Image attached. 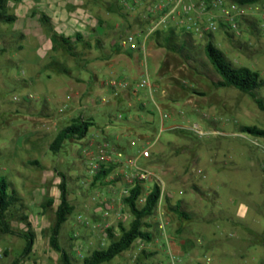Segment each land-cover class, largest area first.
<instances>
[{
  "label": "rangeland",
  "instance_id": "374dc122",
  "mask_svg": "<svg viewBox=\"0 0 264 264\" xmlns=\"http://www.w3.org/2000/svg\"><path fill=\"white\" fill-rule=\"evenodd\" d=\"M118 1L101 0L100 5L102 15L108 8L113 11L110 15L117 29L112 36L117 43L124 35L142 30L147 22L144 6L130 11L126 25L120 14L128 12L120 9ZM14 3L9 0L6 13L11 14ZM13 23L0 22V177L6 178L20 199L8 215L10 227L35 233V250L22 264H61L48 237L62 176L73 210L62 225L59 243L73 264H81L94 249L108 245L106 227L118 222L128 225L132 217L122 201L111 202L109 210L103 203L115 188L108 185H124L119 172L122 167L130 168L114 163L111 180L96 183L89 173L88 156L103 145L118 150L121 161L149 152V157L137 160V166L160 179L155 176L144 182V189L157 182L167 188L166 180L176 185L173 190L183 197L180 211L185 214L173 219L174 226L184 225L182 231L170 232L177 238L171 248L177 264H264V138L240 131L243 126L264 129V110L252 96L234 87L214 85L220 77L203 50L212 39L190 37L192 57L186 62L149 37L144 52L115 70L98 66L97 74L78 63L77 59L84 61L95 50L88 51L82 42L74 49L76 57L57 54L58 61L71 71L58 74L44 66L50 53L43 55L35 37L19 38ZM244 24L254 26L249 19ZM245 31L243 37L219 32L212 43L235 67L256 71L264 80V33L255 27ZM95 52L103 54L104 50L98 46ZM78 76L81 84L75 81ZM109 79L130 85L148 79L157 91L150 93L146 86L128 102L123 96L114 97L109 86L100 85ZM79 87L89 88V94L72 98V89ZM256 97L264 104V85ZM83 103L92 105L90 113L77 108L67 111V106ZM75 118L93 123L85 138L67 141L58 153L51 152L48 147L56 132ZM48 199L53 203L43 209ZM242 207L247 213L240 218ZM169 208L163 200L166 213L171 212ZM121 215L127 218L120 219ZM154 215L146 220L153 235L149 243L138 240L103 264H165L167 245L156 230ZM78 216L97 227L84 226ZM24 244V239L0 231V264L19 257Z\"/></svg>",
  "mask_w": 264,
  "mask_h": 264
},
{
  "label": "trees",
  "instance_id": "16d2710c",
  "mask_svg": "<svg viewBox=\"0 0 264 264\" xmlns=\"http://www.w3.org/2000/svg\"><path fill=\"white\" fill-rule=\"evenodd\" d=\"M18 2L20 0H13ZM238 4H254L260 0H234ZM9 0H0V22L13 23L15 16L6 13V7ZM41 22H46L47 17L40 15ZM254 28V26H251ZM22 38L21 33L17 34ZM182 35V40L178 42L179 36ZM158 47L164 48L169 52L180 55L186 62L191 61L192 43L190 35L175 31L174 29H166L156 31L151 36ZM212 39V36L208 37ZM81 36H75L76 41H81ZM213 40V39H212ZM212 40L206 41L203 46L204 54L212 65L214 71L220 77V80L214 83L217 87H234L239 91L252 96L256 104L264 110L262 100L256 97V91L264 85V80L256 71H252L247 67H235L228 61L223 52L217 48ZM52 50L55 53L70 54L77 56L74 52V47L70 38L63 37L57 34L51 35ZM88 46V44H86ZM46 69H51L59 73H70V68L53 58L48 64L45 65ZM93 123L87 119L75 118L68 125L61 128L49 144V150L53 153H58L63 145L70 140L80 141L85 138L89 128ZM242 133H248L257 137L264 138V129L256 126H243L240 128ZM112 164L102 166L100 170L93 176V181H104L113 171ZM110 181V180H108ZM59 203L55 209V219L49 228L48 243L51 249L59 254L61 264H73L71 256L65 251L59 243V235L62 225L66 222L68 216L73 210V206L68 200L67 189L65 186L64 176L59 184ZM144 188L142 182H136L133 188L130 189L129 196L123 198L125 207L128 208L132 217L128 225L118 222L116 226H109L105 228L106 237L109 243L106 247L94 249L88 256L82 259L81 264H103L109 262L123 252L129 250L133 244L140 240L149 243L152 240V232L150 225L146 221L151 217L157 207L161 196V187L158 183H154L150 188V192L146 195L143 204L138 203L139 197L143 194ZM20 199L14 189L11 188L10 183L4 177H0V231L4 234L16 235L25 240V244L20 252L19 257L15 258L10 264H22L23 261L30 256L33 251L35 233L30 230L16 231L10 227L8 215L15 207ZM53 203L48 199L42 208L50 206ZM174 211L180 216L185 214L180 211V206L176 205ZM116 230L118 233H116ZM104 244V243H103ZM199 264V263H198Z\"/></svg>",
  "mask_w": 264,
  "mask_h": 264
},
{
  "label": "crops",
  "instance_id": "0c3cea01",
  "mask_svg": "<svg viewBox=\"0 0 264 264\" xmlns=\"http://www.w3.org/2000/svg\"><path fill=\"white\" fill-rule=\"evenodd\" d=\"M95 1H97L96 4L90 5L87 4L85 0H20L13 4L10 11L11 14H14L16 18L13 23L14 24L13 31L22 33L24 38L27 36H32L36 38L37 44L38 45L41 44V48H42L41 51L44 52L43 55L50 53L48 60L45 62V65L48 64L53 58H58L57 57L58 53H55L52 50L51 35L54 33L63 37L70 38L74 48L77 45L78 46L81 45V43L83 42L86 48H88V51H92L93 49H95L94 51H92L93 53L90 52L92 57L85 59L84 56L81 57L82 59H84V61H80L79 59H77L79 61L78 63L81 66H83V68L89 70L91 69L94 72V74L98 73V70H95V68L96 67L98 68V66L107 65V67L111 68L112 70L113 69L115 70V67L117 65L124 64L123 62H125V60L128 61L129 58L136 57L135 54L144 52L146 48V43L144 44V46L140 45L139 46L140 48H138L137 51L131 52L128 50H123V48L119 45V43H117V41L114 40L116 37L112 36V32L116 31L117 29L112 23L113 20L110 15V13L113 12L112 9L108 8V10L104 11V15H102L101 11L103 10L101 9L100 6L101 0H95ZM136 10L139 9L137 8ZM42 14L47 17L46 22L40 21L39 17ZM120 15L122 16V18L126 19L124 22L127 25V20H128L127 18L130 19L132 13L129 11L128 13H123ZM143 16L144 14L141 17L143 18ZM146 28H147V22L145 23V26L143 27L142 30H146ZM135 32H138V30H135ZM75 36H81L82 37L81 41H76ZM212 39L214 40V36L212 37ZM108 42L111 43L110 49L106 48V44ZM138 42L139 44H141V37ZM86 44H88V46ZM98 46H101V48L104 50L103 54H94V53H98L95 52ZM56 73L61 74L59 72ZM69 74H71V71ZM75 81L78 82L79 84H81L80 82H83L82 79L79 78V76L75 77ZM139 82H136L134 85L129 84L131 88L130 90H120L117 93V95H114L113 92L112 94L114 97L117 98L123 96L128 102H130L133 96L137 95V92L140 89L137 86ZM100 85L105 86L106 84L104 82V83H100ZM149 86H150L149 89L150 93L157 91L156 86L151 87L150 83ZM72 91L74 92L72 98L75 97V99L77 98L80 99V97L83 94H89L90 89L79 87V88H73ZM73 105L74 104L67 106V111L73 108L75 109L77 108L83 111L87 110L89 112L90 107L92 106L88 103H83L79 107L76 106L73 107ZM44 112H46L47 114V111ZM160 155L161 153L155 155V157H159ZM139 159H141V157ZM158 166L160 167V165ZM130 171H131L130 169L128 171V170H124L122 167L119 173H123V172L129 173ZM155 176L157 179H160L159 175L155 174ZM105 180L106 181L111 180L110 175ZM165 182L168 190L167 188H164V186L160 182H157L161 187L162 198H161L160 206L155 211L154 219L155 221L157 220L155 226L157 232L162 236L161 231L157 227V223L159 222V220L164 223L167 235L170 238L169 244L166 245H168L170 248H175V244H176L175 239L177 238L171 236L170 232L173 230L175 232H181L184 225L180 223L178 226H174L173 219L175 216H178L179 214L177 213V211H174L173 208L176 205H179L181 207L183 197L178 196L176 192L173 190L174 188H176V185H172L168 183L167 180ZM112 185L115 186V188L113 187L112 189H110V192L113 194L111 195V198L106 200L109 201V204L111 202L118 203V201H122V196L120 192H121V188L124 185L120 184L119 187L117 188L116 187L117 185L111 183L108 185V187ZM173 199H175L174 202ZM163 200H166V202L169 203L170 206L169 209L171 210L170 213H166V211L163 209ZM246 211H247L246 208L242 207V209L238 213L239 217L240 218L244 217V215H246L247 213ZM94 216L102 217L99 215H94ZM207 220L208 219H205V221ZM181 242L184 243L185 240L182 239ZM34 250H35V246H33L32 252H34ZM208 261L209 259H207V262ZM199 264H207V263L202 262Z\"/></svg>",
  "mask_w": 264,
  "mask_h": 264
},
{
  "label": "built area",
  "instance_id": "2783aa9c",
  "mask_svg": "<svg viewBox=\"0 0 264 264\" xmlns=\"http://www.w3.org/2000/svg\"><path fill=\"white\" fill-rule=\"evenodd\" d=\"M118 6L124 12H129L144 6L146 7V30H139L138 32L132 31L119 40V45L131 52L137 51L140 45L144 46L148 38L156 31L170 28L175 31L184 32L197 39L213 37L219 32L234 34L236 37H243L246 35V29L252 31L253 27L244 24L246 19H249L253 21L254 27L258 32L262 31L264 33V0H260L258 3L244 5L238 4L234 0H119ZM138 36L141 37V44L136 39ZM105 84L110 87L114 95H117L120 90L131 89L128 83L114 79H109ZM137 86L140 89L149 86L148 80L142 79ZM100 100L104 102V98ZM198 132L201 133L200 130ZM140 157H149V152L143 151L140 156L135 158L124 157V160L121 161L120 159L123 158V155L118 150L108 149L106 145L99 146L95 153H90L88 156L89 173L91 176H94L102 166L108 164L121 162L120 164L127 165L131 171L129 173H120V177L125 180V184L120 192L122 196L121 206H125L123 198L129 196L130 189L133 188L136 182L144 183L155 177V173L137 166V160ZM149 192L150 188L144 189L138 202L144 203L146 195ZM161 198L162 191L156 210L160 206ZM103 205L109 210L108 201H104ZM106 215H108L107 212L103 216L105 217ZM126 218L127 215L120 216V219L124 220ZM78 220L84 226L91 228V230L97 227V225L89 223L87 219L81 216H78ZM157 227L161 231L166 244H169L170 238L167 235L164 223L159 220ZM167 253L169 260L165 264H177L172 250L168 245Z\"/></svg>",
  "mask_w": 264,
  "mask_h": 264
}]
</instances>
